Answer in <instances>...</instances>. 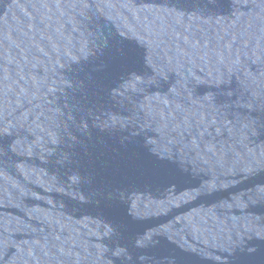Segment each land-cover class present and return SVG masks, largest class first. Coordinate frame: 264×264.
<instances>
[{
  "label": "water",
  "instance_id": "water-1",
  "mask_svg": "<svg viewBox=\"0 0 264 264\" xmlns=\"http://www.w3.org/2000/svg\"><path fill=\"white\" fill-rule=\"evenodd\" d=\"M0 264H264V0H0Z\"/></svg>",
  "mask_w": 264,
  "mask_h": 264
}]
</instances>
